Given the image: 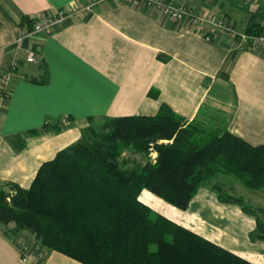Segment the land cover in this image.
I'll return each instance as SVG.
<instances>
[{"label": "crops", "instance_id": "1", "mask_svg": "<svg viewBox=\"0 0 264 264\" xmlns=\"http://www.w3.org/2000/svg\"><path fill=\"white\" fill-rule=\"evenodd\" d=\"M93 1L0 0V186L28 188L44 162L80 139L90 119L153 116L163 105L187 121L218 115L221 127L251 145L264 144V50L247 40L209 24L165 18L131 0H96L50 33L21 36L35 18ZM169 1L223 20L237 33L264 31V0ZM29 50L37 53L36 63L27 62ZM6 74L10 81L3 96ZM139 200L253 264H264V243L247 240L250 223L244 234L249 247H239L233 238L231 248L223 242L226 230L196 213L147 191ZM22 242L45 255L28 264H80L45 249L26 232L10 240L0 233V264H21Z\"/></svg>", "mask_w": 264, "mask_h": 264}, {"label": "trees", "instance_id": "2", "mask_svg": "<svg viewBox=\"0 0 264 264\" xmlns=\"http://www.w3.org/2000/svg\"><path fill=\"white\" fill-rule=\"evenodd\" d=\"M251 28L248 35L261 33ZM44 162L28 188L0 186V233L26 232L47 250L80 264H253L152 211L147 191L184 211L204 183L231 176L264 189V144L224 127L207 130L168 106L153 116L103 118ZM125 152L141 160L123 157ZM220 203L254 217L250 242L264 243V221L239 197L212 188ZM13 224V228L9 225Z\"/></svg>", "mask_w": 264, "mask_h": 264}, {"label": "rangeland", "instance_id": "3", "mask_svg": "<svg viewBox=\"0 0 264 264\" xmlns=\"http://www.w3.org/2000/svg\"><path fill=\"white\" fill-rule=\"evenodd\" d=\"M211 113L213 115L216 114L215 112ZM222 121L223 119H221L218 115H215L210 119H204L202 121L197 120L198 123L203 125L206 131L215 129L216 127H220L221 125L217 123H220ZM101 123L102 120H93L90 125L98 128ZM215 123L217 124V126L215 125ZM123 157H130L132 159L135 158L141 160V157L139 155H132V153L130 152H125L123 154ZM213 187H218L224 194L241 198L244 206L252 210H258L259 208L264 209V189L257 191L249 190L235 178L231 176L219 175L212 178L209 182L204 183L203 186L199 189L197 193L198 196L196 195V199L193 200V202L187 207L189 212L196 213L201 220H205L209 224H215L225 229L228 239L224 238V244L231 246V248H235L234 246H232L233 238H235L236 243L239 247L248 248L249 244H247L246 241L244 242V234L249 226V223L253 227L252 231L254 230V217L243 213L241 207L237 204L220 203L217 200V193L212 189ZM152 211L161 212L158 211V209L153 208ZM257 214L260 219L264 221V214H259L258 212ZM245 219H248V221ZM37 251L42 255L38 256L37 254L36 260H44V252H42V250Z\"/></svg>", "mask_w": 264, "mask_h": 264}, {"label": "built area", "instance_id": "4", "mask_svg": "<svg viewBox=\"0 0 264 264\" xmlns=\"http://www.w3.org/2000/svg\"><path fill=\"white\" fill-rule=\"evenodd\" d=\"M133 4L144 6L150 9H153L158 14L162 15L165 18L177 21V22H187L189 25L200 27L203 24H209L213 27L215 31H220L228 34L233 39L237 40H247L254 47L264 50V31L256 35H248L243 33H237L233 30L229 25L226 24L223 20L212 21L207 19L205 16L200 14L193 13L190 9L175 4L173 1L169 0H131ZM96 3L94 0L89 5H74L67 7L62 10L56 11L53 15L47 17H39L33 19L31 23V29L25 30L23 34L24 37L33 36L37 34L50 33L55 25L65 22L67 19H72L78 17L80 14L85 13L88 9ZM19 38L18 41H20ZM203 39L207 42L211 41V38L206 35ZM26 60L28 63H36L37 62V53L29 50L26 54ZM10 78L9 75H3L1 79L2 85V94L6 96L8 94V84ZM20 255L21 264H28L30 262L31 257L36 259V256H41L36 248L29 247L25 242L20 243L17 246ZM37 261V260H35Z\"/></svg>", "mask_w": 264, "mask_h": 264}]
</instances>
